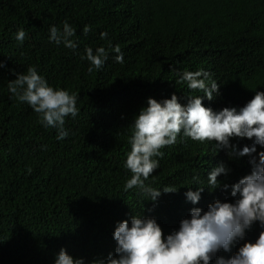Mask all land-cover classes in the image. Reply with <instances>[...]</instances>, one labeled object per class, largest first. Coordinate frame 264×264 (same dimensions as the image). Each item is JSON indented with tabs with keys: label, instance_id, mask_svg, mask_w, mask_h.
Returning <instances> with one entry per match:
<instances>
[{
	"label": "trees",
	"instance_id": "obj_1",
	"mask_svg": "<svg viewBox=\"0 0 264 264\" xmlns=\"http://www.w3.org/2000/svg\"><path fill=\"white\" fill-rule=\"evenodd\" d=\"M62 21L76 29L75 49L48 39L49 26L61 28ZM21 27L22 43L15 39ZM116 44L123 63L113 59ZM97 46L108 50V59L89 72L80 57ZM30 65L53 88L78 93V114L65 117L69 135L60 140L8 91L15 73ZM197 69L217 81V94L202 99L214 111L239 109L264 91V0H0V264H53L61 247L90 264L115 255L112 232L131 215L152 216L168 233L192 207L231 202L230 189L209 188L207 172L223 162L230 171L217 179L231 185L250 172L249 156L231 158L215 141L180 134L155 157L159 166L145 181L176 191H161L153 202L136 187L124 188L134 116L148 97L174 93L184 104L202 96L178 79ZM230 143L238 150L252 141L232 137ZM197 186L205 188L193 205L184 194ZM259 231L254 222L244 239L255 240ZM240 243L217 255L230 257Z\"/></svg>",
	"mask_w": 264,
	"mask_h": 264
},
{
	"label": "clouds",
	"instance_id": "obj_2",
	"mask_svg": "<svg viewBox=\"0 0 264 264\" xmlns=\"http://www.w3.org/2000/svg\"><path fill=\"white\" fill-rule=\"evenodd\" d=\"M61 24V28L49 26V41L75 49L76 29L67 21ZM82 31L87 33L89 26L85 25ZM25 35L24 28H18L15 39L22 43ZM106 35V32L100 33L101 38ZM111 51L115 53L116 62H124L118 44L111 45ZM80 58L89 62V72L99 70L108 59V50L104 46L85 47ZM178 79L186 82L189 89L202 90L203 95L191 96L184 104L178 102L174 93L160 100L146 98L145 106L132 120L130 150L124 162L131 175L124 184L125 190L136 187L153 202L161 191H176L174 186L155 188L145 181L159 166L155 157L164 154L161 151L164 146L175 144L178 134L201 142L215 141V149H224L231 158L247 155L251 170L231 185L222 184L218 175H226L230 169L223 162L217 163L207 172V185L211 190L230 189L231 202L215 199L206 209L192 207L188 215L178 221V227L168 233H162L152 216L131 215L114 227L115 255L109 252L104 259L90 264H209L213 260L214 264H264V150L256 149L257 145L264 148V91H255L239 109L233 106L214 111L202 104V99L211 100L219 87L207 70H185L178 74ZM8 91L18 101L26 102L38 114L43 126L54 128L57 140L69 135L64 127L65 117L78 114V93L53 88L34 65L28 66L26 72L15 73ZM232 137L248 138L252 143L237 150L236 145L230 143ZM193 181L199 184L198 177L194 176ZM204 188L197 186L192 190L189 187L184 194L186 200L197 204ZM254 222L261 231L255 240H245V230ZM237 241L243 243L230 257L217 255L220 250L229 251ZM53 264H84V259L74 258L61 247Z\"/></svg>",
	"mask_w": 264,
	"mask_h": 264
}]
</instances>
